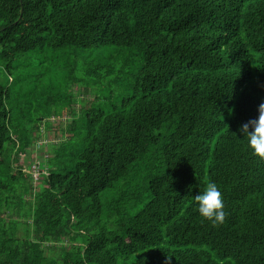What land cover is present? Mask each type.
<instances>
[{
	"label": "trees",
	"instance_id": "trees-1",
	"mask_svg": "<svg viewBox=\"0 0 264 264\" xmlns=\"http://www.w3.org/2000/svg\"><path fill=\"white\" fill-rule=\"evenodd\" d=\"M47 51L62 83L32 115L0 84V264H264V159L239 132L264 102V0H0V65ZM64 113L34 186L19 154Z\"/></svg>",
	"mask_w": 264,
	"mask_h": 264
},
{
	"label": "rangeland",
	"instance_id": "rangeland-1",
	"mask_svg": "<svg viewBox=\"0 0 264 264\" xmlns=\"http://www.w3.org/2000/svg\"><path fill=\"white\" fill-rule=\"evenodd\" d=\"M39 53V52H38ZM33 56H22L18 61L17 66L12 69L9 74L5 66L0 65V84L5 86L8 90V98L6 99V107L11 111L13 117L18 118V109L29 108L30 115L33 114L32 107L36 108L39 103L48 100L52 96L58 94L57 87L62 83L61 78V65L63 59H58L57 54L49 51L44 54ZM76 90V88L74 89ZM88 100H92V96H86ZM68 119L64 115L50 118L52 121V129L44 131L43 137L35 141L25 153L19 154V164L25 168V171L32 173L34 178L33 185L36 186L40 183L39 173L41 172L37 167L39 162L44 163L47 157L51 156L49 152L50 143L57 144L63 137L62 132L58 127L64 128L65 122ZM14 126L17 123L13 122ZM31 165L32 166L31 168ZM37 166V167H36ZM44 166L41 164L40 169L44 171ZM41 178L44 181L45 173H42ZM43 181L41 186H43ZM14 219V215H12ZM23 221L17 228L16 235L19 238L25 237V230Z\"/></svg>",
	"mask_w": 264,
	"mask_h": 264
},
{
	"label": "clouds",
	"instance_id": "clouds-1",
	"mask_svg": "<svg viewBox=\"0 0 264 264\" xmlns=\"http://www.w3.org/2000/svg\"><path fill=\"white\" fill-rule=\"evenodd\" d=\"M239 132L243 135L242 140L246 141L252 153L264 159V102L258 106V117L242 124ZM194 200L196 210L201 217L213 225L224 222L223 197L216 183L208 182L203 190L194 197Z\"/></svg>",
	"mask_w": 264,
	"mask_h": 264
}]
</instances>
